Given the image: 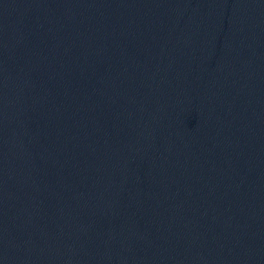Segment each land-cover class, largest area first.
<instances>
[{
  "label": "water",
  "instance_id": "95a60500",
  "mask_svg": "<svg viewBox=\"0 0 264 264\" xmlns=\"http://www.w3.org/2000/svg\"><path fill=\"white\" fill-rule=\"evenodd\" d=\"M0 264H264V0H0Z\"/></svg>",
  "mask_w": 264,
  "mask_h": 264
}]
</instances>
